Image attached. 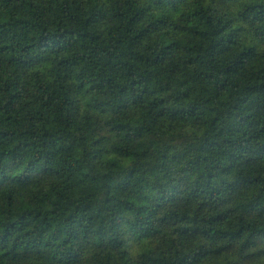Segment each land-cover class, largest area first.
I'll use <instances>...</instances> for the list:
<instances>
[{
	"label": "trees",
	"instance_id": "16d2710c",
	"mask_svg": "<svg viewBox=\"0 0 264 264\" xmlns=\"http://www.w3.org/2000/svg\"><path fill=\"white\" fill-rule=\"evenodd\" d=\"M0 264H264V0H0Z\"/></svg>",
	"mask_w": 264,
	"mask_h": 264
}]
</instances>
